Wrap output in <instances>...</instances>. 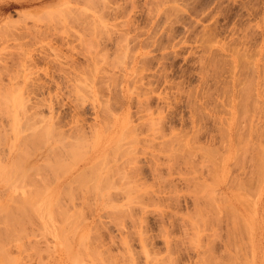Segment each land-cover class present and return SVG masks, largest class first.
<instances>
[{
    "label": "rangeland",
    "instance_id": "1",
    "mask_svg": "<svg viewBox=\"0 0 264 264\" xmlns=\"http://www.w3.org/2000/svg\"><path fill=\"white\" fill-rule=\"evenodd\" d=\"M0 170V264H264V0H0Z\"/></svg>",
    "mask_w": 264,
    "mask_h": 264
},
{
    "label": "bare ground",
    "instance_id": "2",
    "mask_svg": "<svg viewBox=\"0 0 264 264\" xmlns=\"http://www.w3.org/2000/svg\"><path fill=\"white\" fill-rule=\"evenodd\" d=\"M7 93H8V92H7ZM6 95H7V94H6ZM5 97H7V96H5ZM17 97H18V96H17ZM8 99H9V98H7V100H8ZM7 100H6V101H7ZM18 100H19V99H18ZM17 104H18V103H17ZM20 108H21V106H20ZM235 153H236V152H235ZM258 157H259V156H258ZM0 171H1V172H4V171H2V170H0ZM0 174H1V173H0ZM30 193H31V192H30ZM33 193H34V191H33ZM33 193H32V194H29V195H31V197H32V196H33ZM36 193H38V192H35V194H36ZM26 196H27V195H26ZM37 196H38V195H37ZM33 197H34V196H33ZM35 197H36V196H35ZM27 198H28L27 201H30V202H31V199H32V198L29 199L30 196H28ZM27 198H26V199H27ZM34 199H35V198H34ZM37 199H39V198H37ZM37 199H36V201H37ZM12 200H14V199H12ZM33 201H34V200H33ZM34 203H35V202H34ZM23 204H24V203H23ZM32 204H33V202H32ZM244 204H245V203H244ZM29 205H30V204H29ZM30 206H31V205H30ZM36 209H38V208H36ZM37 212H38V211H37ZM0 213H3V212L0 211ZM237 216H238V215H237ZM70 221H71V220H70ZM238 224H239V223H238ZM1 245H3V244H1ZM4 254H6L5 251H4ZM9 260H10V259H9ZM9 260H8V261H9ZM12 260H13V259H12ZM2 261H3V260H2ZM10 261H11V260H10ZM11 262H12V261H11ZM10 264H12V263H10Z\"/></svg>",
    "mask_w": 264,
    "mask_h": 264
}]
</instances>
